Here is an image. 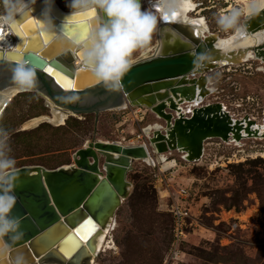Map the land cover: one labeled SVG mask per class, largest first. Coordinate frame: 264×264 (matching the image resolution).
I'll return each mask as SVG.
<instances>
[{
	"label": "water",
	"instance_id": "obj_1",
	"mask_svg": "<svg viewBox=\"0 0 264 264\" xmlns=\"http://www.w3.org/2000/svg\"><path fill=\"white\" fill-rule=\"evenodd\" d=\"M40 2L45 5L44 0ZM40 2L33 5L31 15L18 18L11 27L18 39L13 51L0 55V89L17 86L12 81L11 67L18 62L5 59L10 56L36 68L37 76L47 84V88L42 87L38 81L31 91L45 93L75 115H97L124 103L129 107H145L158 121V128L148 130L147 124L142 129L144 144L123 146L94 139L75 151L73 163L67 167L16 168L17 203L12 216L20 219L24 236L12 250L13 255L20 252L29 263L37 257L53 264H89L93 236L115 216L129 195L131 183L127 174L132 170L133 160L144 159L154 151V154L180 151L187 160L197 161L207 139L227 141L231 137L239 141L243 138L242 132L246 137L258 136L257 129L252 128L254 121L249 117L236 119L222 103L202 102L211 94L210 72L241 65L247 62L249 53L264 63V40L257 45L232 48L242 38L264 31V6L243 19L244 32L220 45L219 34L209 30L203 15L190 20L182 19L181 15H165L156 31L155 52L135 60L122 90L112 93L90 72L81 66L75 68L74 51L45 32L41 23L45 8L35 11ZM194 4L186 0V5L190 6L185 7L184 12ZM143 6L154 5L144 2ZM49 7L57 32L64 38L87 37L94 12L74 15L62 12L53 0ZM196 7L195 4L190 10L196 11ZM201 18L205 20L204 25L200 23ZM204 51L210 53L211 62L204 66L194 64L196 54ZM49 66L55 71L49 73L46 70ZM71 97L78 99L65 104ZM192 101L195 107L190 112L188 109L182 112L180 105L186 106ZM81 230L86 232L84 239L78 235ZM68 237H74L77 242L69 255L65 254L64 243ZM3 259L4 255H0V262Z\"/></svg>",
	"mask_w": 264,
	"mask_h": 264
},
{
	"label": "rangeland",
	"instance_id": "obj_2",
	"mask_svg": "<svg viewBox=\"0 0 264 264\" xmlns=\"http://www.w3.org/2000/svg\"><path fill=\"white\" fill-rule=\"evenodd\" d=\"M55 1L61 9L70 10L71 0ZM192 1L197 7L189 15H203L209 30L219 36L229 34L216 25L219 10L242 9L236 0ZM155 41L156 33L147 46H154ZM134 56L135 60L142 58L140 51ZM261 67L258 60H249L210 72L214 92L204 103L220 102L233 118L247 116L260 122L264 119ZM48 110L37 91H23L10 98L0 112V127L10 133L9 155L15 159L16 168L70 165L75 151L94 139L140 144L142 129L157 122L150 112L139 120L142 114L138 111L135 118L132 112L137 108L129 107L97 115L67 114L60 125H55L44 117L49 116ZM29 120L38 122L24 129ZM170 153L168 158L174 161L171 166L132 161L127 174L131 188L115 213L114 229L109 233L112 243L97 253L95 263L264 264V137L247 136L235 143L207 139L197 161L187 160L181 152ZM175 204L188 213L177 243L173 242L176 231L170 213Z\"/></svg>",
	"mask_w": 264,
	"mask_h": 264
},
{
	"label": "clouds",
	"instance_id": "obj_3",
	"mask_svg": "<svg viewBox=\"0 0 264 264\" xmlns=\"http://www.w3.org/2000/svg\"><path fill=\"white\" fill-rule=\"evenodd\" d=\"M45 11L41 23L45 32L57 41L66 44L77 53L80 66L108 92H119L123 81L130 73L137 52L147 47L156 33L161 19L176 14L182 15L186 0H149L150 7H144V0H71L70 14L94 12L96 15L84 39L68 40L57 32L50 15L49 3L44 0ZM36 0H0V28H11L18 18L32 12ZM243 9L234 7L216 15V25L221 32L240 34L246 30L242 19ZM227 49L228 45L224 46ZM14 48H0V55H7ZM211 62L209 52L196 54L195 63L201 66ZM12 81L20 88L31 90L37 85V69L26 62L11 67ZM71 97L68 102H75ZM10 133L0 127V264H29L20 252L13 255L17 242L23 239L21 221L12 216L17 203L15 195L17 169L16 161L9 155Z\"/></svg>",
	"mask_w": 264,
	"mask_h": 264
},
{
	"label": "bare ground",
	"instance_id": "obj_4",
	"mask_svg": "<svg viewBox=\"0 0 264 264\" xmlns=\"http://www.w3.org/2000/svg\"><path fill=\"white\" fill-rule=\"evenodd\" d=\"M40 1L41 0H36V3L40 2ZM189 1H190L191 4L194 3L192 0H189ZM236 1H238L242 5V9H243V12H244V18L249 16L254 11H258V10L262 9L263 6H264V0H236ZM53 2L58 7V9H60V11L67 12V13L71 12V9L68 10V11H65V10L61 9V7L57 4V2L55 0H53ZM146 3L150 4L149 0ZM194 6H195V4H194ZM193 7H188L187 11L185 10V12H184L185 14L183 13V15H181L182 19L190 20V19L194 18V17L189 15V13L192 12L190 10V8H193ZM44 8H45V5L42 2H40V4L38 6H36L35 11H39V10L44 9ZM227 10L228 9H226V7H225V8L220 9L219 12L227 11ZM201 21H202V24L204 25L205 24V20H203V18H201L200 19V23H201ZM200 30L204 31L202 28ZM13 32L14 31H13L12 28H0V48H14L15 47V44H16V41H17L18 37L16 35H14ZM12 34L14 35V39H12V37H13ZM232 34H234V33H229L226 36H219L218 44L220 45L221 43H223L225 41L229 42L232 39L231 37L239 36L241 33L238 34V35L235 34V36H233ZM263 40H264V31H260L258 33H255L254 35H248V36L242 38L238 43L233 45L232 48L236 49L238 47H244V46H248V45H257V44L261 43ZM154 47L155 46H147L146 48L141 50L140 51V57H142V58L143 57H147V56L151 55L152 53H154L155 49H156V47L155 48ZM72 56H73V64H74L75 68L79 67L80 66V62H79V59L77 58V56L75 55L74 52H73ZM5 59H7V61H9V62H21L19 60V58L15 59V58H12L10 56L9 57L7 56V58H5ZM249 60H258L260 62V64L264 66V63L260 59H255L253 53H249L248 54V58H247L246 61L249 62ZM234 66H238V65H234ZM260 69L264 71V67H261ZM55 86L58 87L59 90H61L59 88V86H57V85H55ZM209 87L211 89V93H213L214 89L211 87L210 79H209ZM23 91H31V90H26V89H23V88H20V87H17V86H11L9 88L7 87V88H4V89H0V112L3 110V108L5 107L6 103L8 102V100L10 98L15 96V94L23 92ZM38 93L45 99V104L48 107V109L50 110L49 116H44L47 119L48 122L53 123L55 125H60L63 122V120H65V118L67 117V114L68 115L69 114L70 115H75L74 113L69 111L67 108L57 105L45 93L40 92V91H38ZM204 102L205 101L203 100L202 103H204ZM184 105H180V109H181L182 112L186 113V112H188L187 109L190 112V110L193 107H195L196 104H195L194 101H192L191 103H189V102L186 103V106H184ZM127 108H129V105L122 103L118 107L113 108V109H109V110L117 109V111L118 110L119 111H123V110H125ZM140 108L141 107L137 108V112L140 111L143 115L147 114V112H150L145 107H143L142 110H140ZM223 108L226 110V107L224 105H223ZM132 114H133V112H132ZM251 120L254 121L253 119H251ZM43 121L44 120L42 119L41 122H43ZM36 122H38V121L37 120H29V121L25 122L24 125H23L24 129L30 128L31 126L35 125ZM155 123L156 122L148 123L149 124L148 130H152L153 127H154V129L158 128V123H156V125H155ZM252 128L253 129H257V131L259 133L258 136H256V138L264 137V119L261 120L260 122H256V123L254 121V124L252 125ZM148 130H146V131H148ZM242 134H243V138H245L246 137V133L242 132ZM141 135H142V133H141ZM139 137H140V135L137 136V138H139ZM142 137L144 138L143 135H142ZM232 141H233V143L237 142V140H234L231 137L227 140V142H232ZM103 142L104 143H107V142L110 143L109 141H103ZM111 142H114V141H111ZM87 143H89V142H87ZM87 143H85V145ZM115 143H118V144H121V145L125 146L121 142H115ZM140 144H144V141H142ZM140 144H136V145H140ZM176 152H180V151H176ZM154 153H156V152L154 151ZM154 153H150L149 152V155L146 158L142 159V160L146 161L150 165H154L155 163H160L162 165L166 164L168 166H171V165L174 164L173 159L168 158L170 156V154H171L170 152L161 153V154H154ZM64 167H67V165H65ZM114 225H115L114 217H111L110 220L107 222L106 226L104 228L99 229L98 233L95 236H93L94 237V243H93V250L89 254V264H96L95 261H94V258L97 255V253H99L100 251H102L104 249H107V248L109 249L110 248V244L112 243V240L110 238H112V237L109 236V233H110V231L112 229H114L113 228ZM88 226L89 225L86 226L87 227L86 230L89 228ZM80 234H81V236L84 239L85 236H86L85 230H81ZM112 247H114V246H112ZM65 254H66V252H65ZM67 255H69V254H67ZM29 264H53V263L50 260H46L44 258L39 259V258L35 257V258H33V260Z\"/></svg>",
	"mask_w": 264,
	"mask_h": 264
},
{
	"label": "built area",
	"instance_id": "obj_5",
	"mask_svg": "<svg viewBox=\"0 0 264 264\" xmlns=\"http://www.w3.org/2000/svg\"><path fill=\"white\" fill-rule=\"evenodd\" d=\"M115 112H119V111H115ZM133 114H134L135 118H138V112L137 111H133ZM142 116H143V114L139 116V120H142ZM205 145H206V141L204 142L203 150L205 148ZM202 154H203V152H202ZM170 213L172 215V221H174V229L176 231L175 239L173 242L177 243L179 240L178 239L179 234L184 233L182 221L184 218H186L188 216V213L186 211H184L183 207H181L180 205H177V204L171 206Z\"/></svg>",
	"mask_w": 264,
	"mask_h": 264
},
{
	"label": "snow or ice",
	"instance_id": "obj_6",
	"mask_svg": "<svg viewBox=\"0 0 264 264\" xmlns=\"http://www.w3.org/2000/svg\"><path fill=\"white\" fill-rule=\"evenodd\" d=\"M187 6H190V5H186V7ZM174 16L178 17L179 14H176ZM201 23H202V21H201ZM46 70L49 71V73L55 71V69L51 68L50 66L47 67ZM78 235H81V234L78 233ZM81 238H83V237L81 236ZM64 243H65V252H66V254H70L77 247V242H76L74 237H68V239Z\"/></svg>",
	"mask_w": 264,
	"mask_h": 264
},
{
	"label": "crops",
	"instance_id": "obj_7",
	"mask_svg": "<svg viewBox=\"0 0 264 264\" xmlns=\"http://www.w3.org/2000/svg\"><path fill=\"white\" fill-rule=\"evenodd\" d=\"M141 108H143V107H141ZM148 113V112H147Z\"/></svg>",
	"mask_w": 264,
	"mask_h": 264
}]
</instances>
